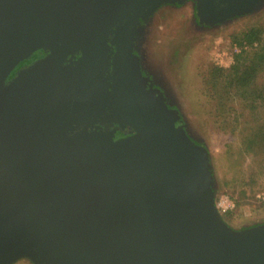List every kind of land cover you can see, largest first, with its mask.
I'll list each match as a JSON object with an SVG mask.
<instances>
[{
  "label": "water",
  "instance_id": "obj_1",
  "mask_svg": "<svg viewBox=\"0 0 264 264\" xmlns=\"http://www.w3.org/2000/svg\"><path fill=\"white\" fill-rule=\"evenodd\" d=\"M185 1L0 0V264L23 253L41 264H264V228L228 234L202 154L188 161L145 107L171 115L147 90L134 38L162 3ZM258 2L205 0L200 22ZM115 119L134 133L92 129Z\"/></svg>",
  "mask_w": 264,
  "mask_h": 264
},
{
  "label": "rangeland",
  "instance_id": "obj_2",
  "mask_svg": "<svg viewBox=\"0 0 264 264\" xmlns=\"http://www.w3.org/2000/svg\"><path fill=\"white\" fill-rule=\"evenodd\" d=\"M204 4L205 0L162 3L150 27L141 20L138 33H148L144 52L149 64L158 71L159 84H154L148 72L142 69L140 44L136 45V38L133 52L147 90L160 98L171 113L145 105L148 114H159L160 128L166 130L169 141L188 161L193 153L202 154L208 164L204 171L212 176L219 222L228 227V234L244 237L264 228V174L248 178L254 157L242 151L241 127L236 131L221 127L215 107L210 103L212 99L205 90L203 76L210 63L222 66L217 53L221 48L231 49L235 42L232 35L252 25L264 24V0H259L256 11L234 12L217 22L209 19L210 22L201 23L199 14ZM150 121L157 124L156 120ZM240 121L244 124V117ZM187 143L201 150L190 151L184 146ZM190 168L193 177L202 183L201 161L198 163L195 159ZM223 198L232 200L234 206L225 209L222 204L228 202L222 203ZM11 264L41 263L31 254L23 253Z\"/></svg>",
  "mask_w": 264,
  "mask_h": 264
},
{
  "label": "trees",
  "instance_id": "obj_3",
  "mask_svg": "<svg viewBox=\"0 0 264 264\" xmlns=\"http://www.w3.org/2000/svg\"><path fill=\"white\" fill-rule=\"evenodd\" d=\"M232 38L238 43L248 42L249 48L236 54L229 67L210 63L203 81L221 127L233 131L241 127L242 151L254 157L248 178H256L264 174V24L252 25ZM38 57L37 51L21 62L11 77Z\"/></svg>",
  "mask_w": 264,
  "mask_h": 264
},
{
  "label": "flooded vegetation",
  "instance_id": "obj_4",
  "mask_svg": "<svg viewBox=\"0 0 264 264\" xmlns=\"http://www.w3.org/2000/svg\"><path fill=\"white\" fill-rule=\"evenodd\" d=\"M154 17H155V14L151 15L147 19H143L142 23L146 24L148 27H150L152 25V23L154 22ZM148 30H150V29H148ZM142 35H143V37H142ZM147 35H148V33H145V34L144 33L143 34L138 33L136 36V45L140 44V47H139L140 51L139 52H140L142 69L146 73L148 72V74L150 75V79L153 81L154 84L155 83L159 84V82L161 80H159V78H158L159 77L158 71L156 69H154L152 65L149 64V61H148L146 54L144 52V50L146 48L145 45H146ZM110 44L112 46L111 62H110L111 66H110L109 70L106 71V75H107V77H109V79L106 82H108L109 84L112 83V76L116 72L114 62L116 61V53L118 52V48H117L116 44H114L113 42H110ZM38 54H39V57L36 58V60L41 58L42 56H44L45 52L41 50V51H38ZM79 56H80V54H79ZM36 60L35 59L32 60V62L29 64H32ZM29 64H25L24 66L29 65ZM110 90H112L111 87H110ZM109 107H111V104H109L108 108ZM92 129H93V131H101V130L104 131V130H106V132H107V129L112 130L113 137L115 140H122V139L128 138L129 136H131L134 133L133 131H131L132 127L124 125L122 121H119L116 119L110 124H105L104 122L100 121Z\"/></svg>",
  "mask_w": 264,
  "mask_h": 264
},
{
  "label": "built area",
  "instance_id": "obj_5",
  "mask_svg": "<svg viewBox=\"0 0 264 264\" xmlns=\"http://www.w3.org/2000/svg\"><path fill=\"white\" fill-rule=\"evenodd\" d=\"M248 48H249L248 42H244V43L233 42L230 50L219 49V51H218L219 63L223 64V57L224 56L234 59V56L236 54H238V53H240L243 50H246ZM225 201L228 202V203H226V205L222 204L225 209H228V208L234 206V203L229 198H223L222 199V203Z\"/></svg>",
  "mask_w": 264,
  "mask_h": 264
},
{
  "label": "crops",
  "instance_id": "obj_6",
  "mask_svg": "<svg viewBox=\"0 0 264 264\" xmlns=\"http://www.w3.org/2000/svg\"><path fill=\"white\" fill-rule=\"evenodd\" d=\"M169 4V3H168ZM222 49V48H221ZM218 54V53H217ZM233 61H234V59H232V58H228V57H223V64H222V66H224V67H229V66H231L232 65V63H233Z\"/></svg>",
  "mask_w": 264,
  "mask_h": 264
}]
</instances>
